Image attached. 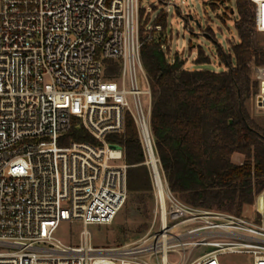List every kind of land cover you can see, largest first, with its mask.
Segmentation results:
<instances>
[{
  "label": "built area",
  "instance_id": "built-area-1",
  "mask_svg": "<svg viewBox=\"0 0 264 264\" xmlns=\"http://www.w3.org/2000/svg\"><path fill=\"white\" fill-rule=\"evenodd\" d=\"M248 3L254 31L264 33V0ZM142 9L140 0H0V264H173L171 256L180 258L174 264H219L227 253L264 264L263 222L182 202L148 160L155 209L141 238L97 248L87 230L77 245L54 237L62 221L108 225L124 206L129 166L109 137L123 133L128 116L148 158L153 151L140 50L162 28L141 32ZM248 66L264 110V66ZM74 126L91 141L66 142ZM198 247L211 250L189 261Z\"/></svg>",
  "mask_w": 264,
  "mask_h": 264
},
{
  "label": "trees",
  "instance_id": "trees-1",
  "mask_svg": "<svg viewBox=\"0 0 264 264\" xmlns=\"http://www.w3.org/2000/svg\"><path fill=\"white\" fill-rule=\"evenodd\" d=\"M211 1L215 6L217 1L230 0ZM235 7L239 43L231 45L229 53L219 52L226 63L223 71L187 70L177 56L170 62L163 51L167 28L163 12L153 21L162 30L144 42L140 53L151 85L153 152L169 189L192 207L240 214L264 192V129L245 106L258 89L248 64L254 59L264 66V49L253 47V14L248 0H235ZM205 32L211 35L210 29ZM195 61L209 63L210 58L199 47ZM112 72V68L106 69L107 76ZM65 139L91 141L77 126ZM109 139L122 147L129 166L128 194L139 195L144 201L153 186L148 157L133 119L128 116L123 133ZM235 153L244 156L241 164L232 161Z\"/></svg>",
  "mask_w": 264,
  "mask_h": 264
},
{
  "label": "rangeland",
  "instance_id": "rangeland-1",
  "mask_svg": "<svg viewBox=\"0 0 264 264\" xmlns=\"http://www.w3.org/2000/svg\"><path fill=\"white\" fill-rule=\"evenodd\" d=\"M166 2L140 0L143 8L141 32L144 31L147 21V26H151L160 13L167 11V28L164 36L166 46L163 51L170 62H173L174 57L177 56L184 61V68L187 70L223 71L226 63L220 58L219 52L229 53L231 45L239 43L234 27V23L238 20L235 0L217 1L215 6L211 5V0H170L168 7ZM207 28L211 30L209 36L205 32ZM251 40L254 48L264 49V33L255 32L253 29ZM199 47L209 56V63L195 61ZM232 63L234 64L233 60ZM250 76L252 78L251 69ZM137 80L140 89L146 90L147 84L139 70ZM126 88H130L128 76L126 77ZM127 99L130 108L133 109L132 97L128 96ZM141 100L146 108V97L141 96ZM245 106L254 121L264 129V110L255 106L253 96L245 101ZM77 122L78 120H74V123ZM160 175L163 177V174L160 173ZM261 195L264 199V193L259 194L254 204L244 208L240 213L260 225L262 222L264 224V207L262 213L257 210V201ZM154 209V192L146 196L144 201L139 195L128 194L124 206L110 224L83 227L79 221H62L54 237L66 245H77L80 241V232L87 230L91 236L92 246L97 248L120 247L143 236L152 222ZM210 250L207 247H198L188 252L187 256L191 261ZM179 259V256H171L169 262L174 264ZM252 261L253 258L249 254L227 253L219 257V264H252Z\"/></svg>",
  "mask_w": 264,
  "mask_h": 264
},
{
  "label": "bare ground",
  "instance_id": "bare-ground-1",
  "mask_svg": "<svg viewBox=\"0 0 264 264\" xmlns=\"http://www.w3.org/2000/svg\"><path fill=\"white\" fill-rule=\"evenodd\" d=\"M149 162H150V164L154 167V169L158 172L159 170H158V166H157V160H156V158H155V156H154V152L153 151H150L149 152ZM262 204H263V200H262V197L260 196L259 198H258V201H257V206H258V208H259V210H262Z\"/></svg>",
  "mask_w": 264,
  "mask_h": 264
},
{
  "label": "crops",
  "instance_id": "crops-1",
  "mask_svg": "<svg viewBox=\"0 0 264 264\" xmlns=\"http://www.w3.org/2000/svg\"><path fill=\"white\" fill-rule=\"evenodd\" d=\"M243 160H244V156L239 153H235L232 155V161L236 164H241Z\"/></svg>",
  "mask_w": 264,
  "mask_h": 264
},
{
  "label": "water",
  "instance_id": "water-1",
  "mask_svg": "<svg viewBox=\"0 0 264 264\" xmlns=\"http://www.w3.org/2000/svg\"><path fill=\"white\" fill-rule=\"evenodd\" d=\"M231 122V121H230Z\"/></svg>",
  "mask_w": 264,
  "mask_h": 264
}]
</instances>
